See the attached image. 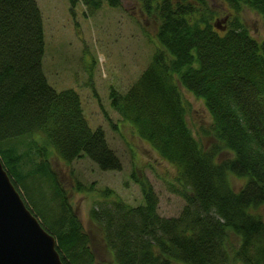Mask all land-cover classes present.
Returning a JSON list of instances; mask_svg holds the SVG:
<instances>
[{
  "label": "trees",
  "instance_id": "1",
  "mask_svg": "<svg viewBox=\"0 0 264 264\" xmlns=\"http://www.w3.org/2000/svg\"><path fill=\"white\" fill-rule=\"evenodd\" d=\"M137 0L156 22L154 50L124 91L109 102L157 157L175 169L185 205L176 217L157 213V196L141 180L143 203H124L110 188L98 193L90 218L111 264H264V39L241 17L264 0ZM93 13L121 0H68ZM43 25L35 0H0V160L13 186L56 240L63 264H97L88 234L48 163L87 157L119 170L103 129H91L79 95L56 91L42 70ZM209 115L214 143L202 148L186 119L181 90ZM206 134V133H205ZM208 135V134H206ZM224 152L226 156L219 158ZM30 161L26 165L25 161ZM231 176L242 179L235 188ZM175 186L174 184H170ZM230 234L237 238L229 243Z\"/></svg>",
  "mask_w": 264,
  "mask_h": 264
},
{
  "label": "rangeland",
  "instance_id": "2",
  "mask_svg": "<svg viewBox=\"0 0 264 264\" xmlns=\"http://www.w3.org/2000/svg\"><path fill=\"white\" fill-rule=\"evenodd\" d=\"M35 1L42 17L41 66L48 84L56 91L71 89L79 95L89 127L103 129L106 142L120 163L119 170H102L87 157L64 162L51 153L48 160L89 236L95 263L111 264L100 228L90 218L100 191L110 188L124 203L137 206L143 203L140 181L144 179L157 196L160 216L176 217L185 205L178 193L179 185L175 184L174 167L158 158L148 143L121 121L109 102L111 89L124 92L148 64L156 41V22L141 13L137 0H121V6L115 8L103 5L90 14L84 13L83 5L71 7L68 0ZM208 2L219 16L225 15L221 0ZM241 17L253 36L264 39V24L256 12L245 8ZM180 90L189 127L200 146L208 148L215 142L206 131L209 115L198 98ZM223 156L224 152L219 158ZM230 180L235 188L242 183L236 176ZM259 210L264 215V203ZM228 240L234 245L237 238L230 234Z\"/></svg>",
  "mask_w": 264,
  "mask_h": 264
},
{
  "label": "water",
  "instance_id": "3",
  "mask_svg": "<svg viewBox=\"0 0 264 264\" xmlns=\"http://www.w3.org/2000/svg\"><path fill=\"white\" fill-rule=\"evenodd\" d=\"M0 264H63L54 236L27 207L1 160Z\"/></svg>",
  "mask_w": 264,
  "mask_h": 264
}]
</instances>
